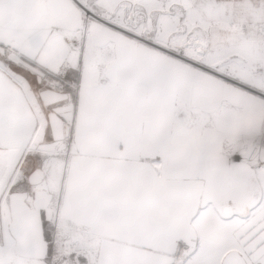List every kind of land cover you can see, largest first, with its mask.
<instances>
[{
	"label": "snow or ice",
	"instance_id": "6c2138e0",
	"mask_svg": "<svg viewBox=\"0 0 264 264\" xmlns=\"http://www.w3.org/2000/svg\"><path fill=\"white\" fill-rule=\"evenodd\" d=\"M0 264H264V0H0Z\"/></svg>",
	"mask_w": 264,
	"mask_h": 264
}]
</instances>
